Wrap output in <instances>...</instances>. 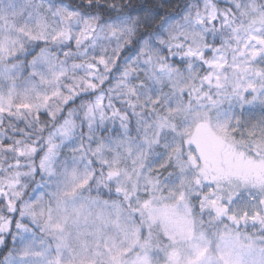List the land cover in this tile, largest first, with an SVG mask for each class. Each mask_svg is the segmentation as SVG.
Listing matches in <instances>:
<instances>
[{"label":"snow or ice","instance_id":"1","mask_svg":"<svg viewBox=\"0 0 264 264\" xmlns=\"http://www.w3.org/2000/svg\"><path fill=\"white\" fill-rule=\"evenodd\" d=\"M0 264H264V0H0Z\"/></svg>","mask_w":264,"mask_h":264}]
</instances>
